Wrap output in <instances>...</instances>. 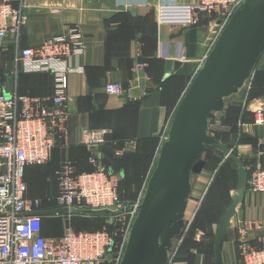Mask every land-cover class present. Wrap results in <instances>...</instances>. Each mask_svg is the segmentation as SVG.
<instances>
[{"label": "crops", "instance_id": "crops-1", "mask_svg": "<svg viewBox=\"0 0 264 264\" xmlns=\"http://www.w3.org/2000/svg\"><path fill=\"white\" fill-rule=\"evenodd\" d=\"M195 1H12L15 8L22 5L27 21L17 41L13 36L0 40V83L7 95L16 92L51 97L54 92L52 74L28 73L20 69L16 72L15 52L18 48L37 46L43 39L74 24L83 33L85 52L72 60V65L79 70L68 77L71 102L66 122V145L54 149L49 160L51 167L57 170L62 160L71 159L77 168H86L85 160L89 155L102 158L101 145L87 147L83 143L89 130L108 129L109 135L124 142L134 141L135 146L145 142L155 146L157 142L155 157L159 134L191 83L215 23L214 19L206 18L197 27L159 24L155 8L160 3ZM109 81L122 85L124 92L121 96L104 92L103 86ZM247 83L250 86L248 92L246 86L241 87L225 99L223 111L216 116L215 131L224 132V142L246 162V167L260 164L264 168V155L259 154L264 150V121L255 124L248 108L253 99L264 102V52ZM212 156L219 157V154L215 152ZM205 167L197 175L203 176ZM218 168L220 171L224 169L227 194L223 198L214 195L205 204L206 198L200 197L201 188L194 192L191 185L189 198L193 196L194 202L198 200L193 217L194 227L199 231L182 240L177 258L171 264H214L215 229L237 181V166L233 162L222 156L217 168H210L213 175ZM55 218L43 217V235L58 237L61 234ZM262 221L264 192H252L246 188L243 202L236 208L222 245V264L240 262L236 242L239 226L243 222Z\"/></svg>", "mask_w": 264, "mask_h": 264}, {"label": "built area", "instance_id": "built-area-1", "mask_svg": "<svg viewBox=\"0 0 264 264\" xmlns=\"http://www.w3.org/2000/svg\"><path fill=\"white\" fill-rule=\"evenodd\" d=\"M12 1L0 0V40L13 36L17 41L27 21L22 5L15 8ZM243 1L196 0L193 3L172 2L156 6L155 17L159 24L197 27L206 18L215 20L207 49L199 59L192 80L233 12ZM85 49L82 30L74 24L59 34L43 39L37 46L16 50V72L20 69L28 73L52 74L54 92L51 97L19 95L16 92L7 95L0 83V264H120L123 258L148 178L167 139L174 112L159 134V145L146 180L134 202L128 206L120 202L119 175L108 172L95 155L88 158V163L93 167L91 171H78L69 159L63 160L56 170L57 207H67L69 213L51 216L70 218L73 212L86 209L118 211L129 207L107 218L108 224H117L112 233L106 228L74 231L66 227L61 236H45L42 233V218L45 216L32 214L43 210L42 201L29 197L27 193L26 168L45 164L55 147L66 145V122L71 102L68 77L79 70L72 65V60L79 58ZM247 80L242 87L246 86L248 92L250 86ZM103 90L113 96H121L124 92L120 83L111 81L104 84ZM248 108L253 122L261 124L264 121V102L253 99ZM109 133L108 129L89 130L83 143L87 147L105 144ZM135 147L134 141H126L115 150V155L120 156ZM259 154L264 155V150ZM246 170L247 188L252 192H264V168L260 164H250ZM52 199L47 198L48 201ZM191 221L185 220L180 241ZM236 242L239 264H264V221L243 222L238 228ZM175 252L171 250L167 264H171Z\"/></svg>", "mask_w": 264, "mask_h": 264}, {"label": "water", "instance_id": "water-1", "mask_svg": "<svg viewBox=\"0 0 264 264\" xmlns=\"http://www.w3.org/2000/svg\"><path fill=\"white\" fill-rule=\"evenodd\" d=\"M264 52V0H244L231 18L183 93L148 178L137 216L120 264H167L173 240L185 227L191 175L205 166L207 146L237 164V183L229 206L214 233V264L221 263L223 242L236 208L243 202L247 170L240 157L209 134L210 120L223 111L225 99L237 93ZM85 210L109 213L128 210ZM67 207L33 212L41 216L67 215Z\"/></svg>", "mask_w": 264, "mask_h": 264}, {"label": "trees", "instance_id": "trees-1", "mask_svg": "<svg viewBox=\"0 0 264 264\" xmlns=\"http://www.w3.org/2000/svg\"><path fill=\"white\" fill-rule=\"evenodd\" d=\"M215 120H216V118H215ZM215 120H210L209 123L211 121L213 123H215ZM208 132H209V126H208ZM213 134H214L213 137H215V139H217L221 143L226 144L224 142V139H223L224 138V132H217L214 130ZM107 138L111 142H112V140H115L116 144H112L111 142H109L107 140L108 142L101 145L102 149H103L104 156L102 158H100V163L104 165V167L106 168V170L108 172L115 173L118 175L122 174V177L119 179V182H118V195H119L121 204L123 206H128L130 203L134 202V200L136 199L138 193L140 192V190L144 184V181L146 180L147 173H148L151 165L154 162L153 157H154V153H155V150L157 147V142H156L155 146L151 145L150 142H148V143L145 142L144 144H141V145L139 143H137L134 150L126 151L124 154L117 156V155H115V150L117 148L121 147L123 145L124 141L122 139H117L112 134L108 135ZM226 145L228 146V144H226ZM54 149L52 150V153H53ZM215 152L219 154V157L218 156H212L213 153H215ZM52 153H51V156H52ZM232 153L234 155H236L233 150H232ZM206 154L209 157V159H205L206 167L208 165V162L210 161V163L214 165L213 168H217V166L220 162V159L223 156L222 153L218 149H216L212 146H207V149L204 153V156H206ZM91 155H89L85 160L86 164H87L86 168H77V165L75 164V162L72 161L71 159H69V160H71L75 164V167L78 171H91L93 169V167L87 163L88 158ZM134 156H136V157H134ZM225 159L233 162L237 166V164L233 160H231L229 158H225ZM241 160L243 161L244 165L246 166V162L243 159H241ZM60 164H61V162L59 163L57 169L59 168ZM42 165H30L25 170V182L27 184V189H28L27 193H28L29 197H37V196H33L32 194H30V190H29L30 184L28 182V174L31 173L32 171H34V169H36ZM49 165H50V163H49ZM223 170H224L223 168L221 169V171H220V168L217 169V171H216V173L212 179L211 185L207 191L208 197L205 199V204L207 203L208 199L213 197L214 195H218L220 198H223L227 194L225 175L223 174V172H224ZM55 172H56V170L54 171V177H55V181H56ZM237 176H238V174H237ZM236 183H237V181H236ZM56 185H57V182H56ZM235 186H236V184H235ZM199 188H200V186H199ZM128 195H129V197H128ZM37 198L41 199V201H42L41 208L43 210L57 208V203H56L55 199L48 201L47 200V198H49L48 196L37 197ZM230 202H231V198H230ZM230 202L228 201V204H226V206H225L226 208L229 206ZM86 210H88V209H86ZM84 211L83 212H76V213H79V216L84 215V216H90V217H94V218H100V220H101L100 224L97 227H87V228H83V227L72 228V227H70L72 230H74V231H98V230H102V229L106 228L109 232L112 233L117 226L116 223H112V224L107 223V218L113 214L103 213V212L102 213H100V212L86 213ZM76 213H73L74 216H71V217L72 218L75 217ZM186 215H187V210L185 212V216ZM49 216H51V215H49ZM45 217H48V216H45ZM54 220H56V223H59L58 217L55 218ZM43 224H44V221L42 218V225ZM196 231H199V230H197L194 227V217H193L191 223L189 224L187 230L185 231V233L182 237V240L184 241L186 239V237H192V235H194ZM63 232H64V229H63ZM63 232L59 236H61L63 234ZM182 240H181V243L175 252V255L173 256V258L171 260V263L174 262L177 258V255L179 253L180 247H181L182 242H183Z\"/></svg>", "mask_w": 264, "mask_h": 264}, {"label": "rangeland", "instance_id": "rangeland-1", "mask_svg": "<svg viewBox=\"0 0 264 264\" xmlns=\"http://www.w3.org/2000/svg\"><path fill=\"white\" fill-rule=\"evenodd\" d=\"M215 125L211 121L209 123V134L214 135L213 132L215 130ZM136 157V156H134ZM203 159H209L208 155H203ZM214 165L208 162L207 167L204 169L203 176L192 174L191 175V185L193 186V191L195 192L199 186L201 190V196L204 198L208 197V189L211 185V178H213V173L210 171V168H212ZM54 168L49 165V162L43 164L42 166L34 169L31 173L28 174V182H29V190L30 194L37 197H44L48 196L53 199H55L56 195L58 194V187L56 185L55 177H54ZM125 173V172H124ZM120 177V174H119ZM129 197V195H128ZM198 197V199L200 198ZM124 200V199H123ZM196 199L192 197L189 198V205L187 207V215L185 216L186 221H191L193 218V214L195 212L196 203L194 202ZM71 216H74L73 214ZM59 219V226L58 230L66 229V227H72V228H87V227H97L101 220L100 218H94L90 216H84L80 215L79 213H76L75 217L67 218L66 216L58 217ZM180 245V236L174 238L173 245H172V251L177 250L178 246Z\"/></svg>", "mask_w": 264, "mask_h": 264}]
</instances>
